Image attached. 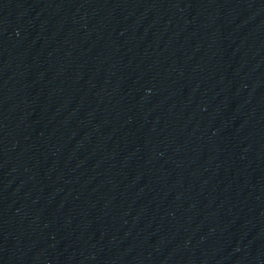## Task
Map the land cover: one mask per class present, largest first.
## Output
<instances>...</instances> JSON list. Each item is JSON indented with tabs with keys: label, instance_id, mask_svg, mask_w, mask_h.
Returning a JSON list of instances; mask_svg holds the SVG:
<instances>
[{
	"label": "water",
	"instance_id": "1",
	"mask_svg": "<svg viewBox=\"0 0 264 264\" xmlns=\"http://www.w3.org/2000/svg\"><path fill=\"white\" fill-rule=\"evenodd\" d=\"M0 264H264V0H0Z\"/></svg>",
	"mask_w": 264,
	"mask_h": 264
}]
</instances>
